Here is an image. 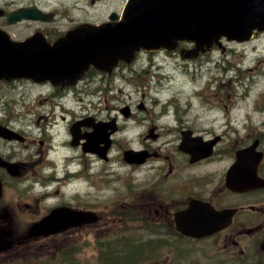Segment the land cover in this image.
Returning <instances> with one entry per match:
<instances>
[{"label":"flooded vegetation","instance_id":"obj_1","mask_svg":"<svg viewBox=\"0 0 264 264\" xmlns=\"http://www.w3.org/2000/svg\"><path fill=\"white\" fill-rule=\"evenodd\" d=\"M70 1L0 0V31L14 42L53 44L74 31L120 21L127 3ZM120 3L118 12L100 19L106 4ZM31 9L42 18H35ZM259 34L264 31H255ZM225 40L245 42L223 37L189 57L184 49H196V41H181L173 50L140 49L131 61L120 60L108 70L90 64L75 84L0 79V85L13 86L0 102V227L11 228L10 242L19 243L17 229L28 230L53 210L66 209L80 212L74 217L80 221L69 228L79 230L84 242L87 235L107 230L102 257L124 253L116 264H264V186L248 183L264 179L263 115L241 119L227 107L193 108V97L209 99V81L205 92L200 86L191 95L172 98L170 92L168 98L160 97L161 85H171L172 76L162 82L169 58H174L179 76L196 79ZM20 85L40 92L32 99L26 91L19 93ZM122 87L130 97L141 94L125 108L119 104ZM30 102L41 106L23 105ZM128 120L142 134L125 148L120 139L122 134L129 137ZM58 145L62 147L56 153ZM26 147L32 152L24 157ZM70 149L81 158L56 161L55 155ZM127 149L135 150L132 162L124 157ZM76 174L93 186L83 182L78 187ZM33 180L40 188L29 194ZM102 185L108 192L123 188L116 197L111 193L102 200L66 192ZM89 212L96 222L88 223ZM200 228L207 233L200 235ZM26 240L20 242L32 241Z\"/></svg>","mask_w":264,"mask_h":264},{"label":"water","instance_id":"obj_2","mask_svg":"<svg viewBox=\"0 0 264 264\" xmlns=\"http://www.w3.org/2000/svg\"><path fill=\"white\" fill-rule=\"evenodd\" d=\"M31 11L35 18H42L40 12ZM255 30L264 31V0H130L122 21L81 29L55 45L14 42L1 30L0 79L73 82L88 65L111 69L140 46L172 50L179 40L196 41V49H184L189 57L222 37L249 40ZM134 153L127 152L129 161ZM55 224L52 217L45 218L34 225L32 234L63 229ZM205 230L200 228V235Z\"/></svg>","mask_w":264,"mask_h":264},{"label":"rangeland","instance_id":"obj_3","mask_svg":"<svg viewBox=\"0 0 264 264\" xmlns=\"http://www.w3.org/2000/svg\"><path fill=\"white\" fill-rule=\"evenodd\" d=\"M73 0H71L69 3H72ZM122 6L120 5H108L106 4L105 8H108L102 16H100V19H105L110 14L111 11H119V8ZM20 34V33H18ZM223 47L217 46L215 50H213L212 58L210 59L209 63H207V66L201 77L196 79H186L182 76H179L177 71H175L174 65L175 60L174 58H169L166 62V66L168 70L171 69V64L173 65L172 71L170 72L168 70H165L164 78L162 82H165L169 77L172 76L169 83H171L170 87H163L161 85V93L160 97L162 99H166L170 96V92H173L171 95L172 98L175 96V94L180 95H191L195 89L199 90V87L202 86L203 92L206 91V88L204 84L209 81V87L207 94L209 95V99H205L201 97L200 95H197L192 98L191 104L192 107L195 109L199 108H205L209 109L212 108L213 105H217L219 108H230L233 110V112H230V114L234 115L237 113V115L241 117V119H249L253 118L256 120L260 119V116L263 115L264 118V34H259L255 36L250 41H245L243 43H234L229 42L227 40L223 41ZM163 58H161L160 63L158 62V66L160 67ZM206 64V63H205ZM186 66V65H185ZM190 67V66H189ZM210 78V79H209ZM231 81V83H230ZM184 82H187L184 84ZM220 84H224L222 86V90L218 88ZM253 85V86H252ZM249 86V87H247ZM123 88V87H122ZM13 86H7V85H0V102L1 98L3 96V93H9L12 91ZM17 90L20 94H24V91L27 92L26 95H28L30 98H35V93L38 94L40 92V89H30V87H27L25 85H20ZM146 90V89H145ZM143 90V91H145ZM129 90L125 91L123 88V91H120L119 98H120V106H124V104H130L132 100H138L140 98V93H132L131 97L128 95ZM14 95V94H13ZM18 94L16 95L17 98ZM48 97V96H47ZM176 97V96H175ZM184 101L186 98L184 97ZM8 102H11V98L8 99ZM20 103V102H19ZM23 105L29 106V107H40L41 105L35 102L30 103H24ZM23 107V106H22ZM45 107H48L45 105ZM125 108V106L123 107ZM216 108V107H215ZM18 109V108H16ZM21 109V107L19 108ZM239 109V110H238ZM126 131L125 133L128 138L125 137V135L122 134V138L120 139V143L124 145L125 148L130 146V141L132 138H139L142 134V131H140V128L136 127V122L134 120H128L125 123ZM139 132V133H138ZM22 145H28V143H23ZM62 147V145H58L56 147V153L58 152L59 148ZM132 149H127L126 151H129ZM27 152H32V149L26 147L22 152L21 155L26 157L28 156ZM72 156L74 159L81 158V154L77 150L70 149L68 153L61 157H57L55 155V159L57 162L61 161L62 159ZM119 153L118 151L114 154V159L118 160ZM114 163V162H113ZM114 169V168H113ZM75 173H78L76 171ZM126 171L124 169H121L120 176H124ZM75 180H77V186L81 187L83 182H88L87 184L89 186H93V184L89 181L83 180V177L81 175H74L73 176ZM101 187L103 189H101ZM98 189H91V188H81V189H75V190H66V192H70L71 194H75L76 192H81L82 195H86L91 198H95L98 200L106 199L110 196L112 193L115 197L118 195V193L122 190V186L118 187H111L109 192L106 190V186L102 185ZM40 188V184L33 180L32 186L28 189V193L32 194L36 191H38ZM79 196V197H81ZM18 235L16 234L15 240H19L24 238V234H21L22 232H26V230L23 229H17L16 230ZM32 241L36 242V244H39L41 250H46V243L49 242H43V238L40 236H36L31 239ZM45 243V244H44ZM8 247L6 250L0 249V264H8V258L11 255V251L14 244L8 243ZM23 246L28 247L27 249H30V246L32 243H26L22 244ZM34 246V245H33ZM37 246V245H35ZM86 251V255H88L86 258L83 257L82 261H80L82 255L79 254V263L78 264H97L99 261L97 256H92L91 251L92 248H88Z\"/></svg>","mask_w":264,"mask_h":264},{"label":"trees","instance_id":"obj_4","mask_svg":"<svg viewBox=\"0 0 264 264\" xmlns=\"http://www.w3.org/2000/svg\"><path fill=\"white\" fill-rule=\"evenodd\" d=\"M61 245L66 247L65 243H61ZM88 246L84 245L81 247L78 243H71L68 244V253H66V256L69 259L68 264H78L79 263V254L85 256L86 254V248ZM47 248V247H46ZM53 248V247H52ZM51 248V249H52ZM51 249H47L46 253H35V250L32 248V254L26 255L24 253H17L20 260H17L16 257H13L11 260V264H66V261L62 260L60 261L59 259V251L61 247H59L55 252L52 251ZM52 251V252H51ZM39 254H44L45 256L42 257ZM113 253L111 252L107 264H116L118 261L122 262L124 260V253L116 254L114 257L112 255ZM81 257V259H82ZM23 259V260H22ZM80 259V261H81Z\"/></svg>","mask_w":264,"mask_h":264}]
</instances>
